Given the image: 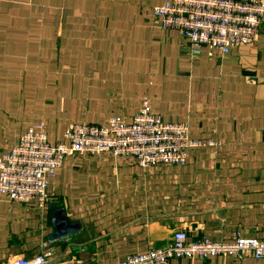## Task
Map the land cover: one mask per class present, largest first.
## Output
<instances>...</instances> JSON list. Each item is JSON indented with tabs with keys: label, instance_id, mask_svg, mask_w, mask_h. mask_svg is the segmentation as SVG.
<instances>
[{
	"label": "crops",
	"instance_id": "obj_1",
	"mask_svg": "<svg viewBox=\"0 0 264 264\" xmlns=\"http://www.w3.org/2000/svg\"><path fill=\"white\" fill-rule=\"evenodd\" d=\"M164 0H0V158L44 123L62 142L71 123L130 122L148 97L167 122H188L185 166L148 169L109 152L66 159L54 203L0 192V264H113L191 240L264 236V30L228 54H190L154 8ZM165 264H261L253 257Z\"/></svg>",
	"mask_w": 264,
	"mask_h": 264
},
{
	"label": "built area",
	"instance_id": "obj_2",
	"mask_svg": "<svg viewBox=\"0 0 264 264\" xmlns=\"http://www.w3.org/2000/svg\"><path fill=\"white\" fill-rule=\"evenodd\" d=\"M164 30H177L190 54L203 48L221 54L241 44H253L264 30V0H164L154 8ZM214 141L192 138L188 122H167L151 110L148 97L130 122L113 118L104 125L71 123L64 140L52 144L44 123L30 127L20 141L0 158V192L20 204L54 203L50 181L69 157L109 152L132 157L139 166H185L190 151L214 146ZM253 257L264 264V236L238 237L234 241L189 239L186 230L175 232L167 247H154L145 254H132L113 264H165L173 259ZM47 255L14 264H48ZM61 264H73L63 262Z\"/></svg>",
	"mask_w": 264,
	"mask_h": 264
}]
</instances>
